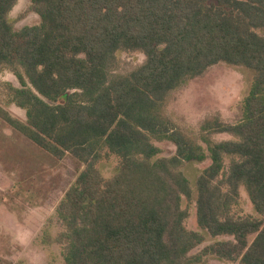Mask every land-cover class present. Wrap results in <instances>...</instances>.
Returning a JSON list of instances; mask_svg holds the SVG:
<instances>
[{
  "label": "trees",
  "instance_id": "16d2710c",
  "mask_svg": "<svg viewBox=\"0 0 264 264\" xmlns=\"http://www.w3.org/2000/svg\"><path fill=\"white\" fill-rule=\"evenodd\" d=\"M29 2L40 21L17 28L18 0H0V70L19 82H0V119L84 165L55 208L64 263L264 264V0ZM119 51L144 62L111 76ZM219 63L253 74L241 118L217 111L196 131L180 127L171 93ZM162 143L174 152L162 155ZM103 156L118 161L110 178L97 168ZM189 161L208 162L194 188ZM241 189L257 215L237 212ZM192 204L200 229L227 238L193 254L205 237L186 225Z\"/></svg>",
  "mask_w": 264,
  "mask_h": 264
},
{
  "label": "rangeland",
  "instance_id": "374dc122",
  "mask_svg": "<svg viewBox=\"0 0 264 264\" xmlns=\"http://www.w3.org/2000/svg\"><path fill=\"white\" fill-rule=\"evenodd\" d=\"M15 26L39 23V16L30 10L29 0H18L10 13ZM257 33L264 36V30ZM110 68V75L123 76L144 62L139 51H119ZM252 72L242 66L219 63L210 67L202 76L187 81L173 91L169 98L167 113L180 127L196 131L200 120L219 112L229 123L241 118V101L247 94ZM8 81L19 86L16 77L7 70H0V82ZM9 110L25 120L24 110L12 105ZM215 139H228L231 135L220 133ZM164 156L171 155L175 147L160 144ZM115 157H105L97 163L104 178H110L116 168ZM208 162H185L182 171L194 188L197 177ZM84 165L70 154L56 159L33 142L19 134L0 119V264H65L62 259L63 243L61 226L56 220L55 208L63 194L75 180ZM241 215H257L244 191L240 190ZM186 205V201H183ZM189 229L199 231L205 237L202 244L190 253L200 251L206 245L227 239L212 238L196 223L195 207L190 206L186 221ZM205 264H237L209 258Z\"/></svg>",
  "mask_w": 264,
  "mask_h": 264
}]
</instances>
